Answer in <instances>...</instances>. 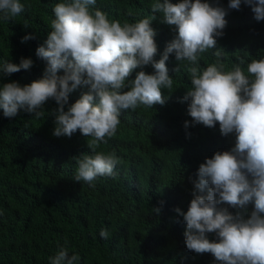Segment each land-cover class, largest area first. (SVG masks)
Returning <instances> with one entry per match:
<instances>
[{"label":"trees","instance_id":"trees-1","mask_svg":"<svg viewBox=\"0 0 264 264\" xmlns=\"http://www.w3.org/2000/svg\"><path fill=\"white\" fill-rule=\"evenodd\" d=\"M19 2L24 11L16 17L5 20L0 13V67L19 64L22 58L33 64L28 70L0 73V87L14 81L24 86L44 77L46 61L36 50L46 46L55 5L66 0ZM154 2L96 0L90 10L99 9L122 25L151 20L154 60L159 61L169 38L178 32L173 26L170 35L172 26L162 22L161 13L151 11ZM201 2L225 9L227 23L216 46L198 54V66L203 70L219 63L227 72L240 65L248 75V63L264 59V20L257 21L244 0L239 9H230V0ZM26 35L35 38L21 42ZM191 66L170 54L166 67L173 88L161 90L165 104L121 110L116 134L105 137L107 143L101 142L96 150L114 153L120 162L112 176L97 177L92 185L73 179L78 169L73 157L91 155L87 144L92 138L79 130L71 138L55 137L53 111L58 105L53 99L43 105L41 117L21 109L8 118L0 109V264H50L61 248L80 257L76 264H221L211 253L187 249V225L175 212L178 207L186 213L193 193L202 194L194 186L200 164L235 147V133L224 136L218 122L210 128L194 123L188 114L190 101L184 97L191 88ZM139 71L155 74L149 64L133 70L128 81ZM63 74L59 70L58 75ZM87 91L88 86H81L70 93L65 111ZM154 207H161V212L156 214ZM218 207L245 219L254 210L253 204ZM102 229L109 233L107 238H101ZM206 237L219 241L215 232Z\"/></svg>","mask_w":264,"mask_h":264},{"label":"clouds","instance_id":"clouds-1","mask_svg":"<svg viewBox=\"0 0 264 264\" xmlns=\"http://www.w3.org/2000/svg\"><path fill=\"white\" fill-rule=\"evenodd\" d=\"M95 3L66 0L55 5L46 46L36 50L37 56L46 61L44 77L24 86L15 81L4 83L0 87L3 115L12 118L23 109L41 117L43 105L53 99L58 105L53 111V135L71 138L79 130L92 138L87 144L92 154L73 157L78 164L73 179L92 185L97 177L112 176L120 162L114 153L96 150L101 142L107 143L105 137L116 134L121 110L165 104L161 90L171 92L173 88L166 61L174 53L177 62L192 65L188 68L191 88L184 99L190 101L187 111L193 122L210 128L218 122L222 135L235 133V147L218 151L200 164L194 186L202 194L193 193L186 213L175 209L187 225L186 247L198 254L211 253L221 264H264V59L248 63V75L240 65L225 72L222 64L213 63L201 70L198 54L216 46V38L223 35L227 23L225 9L201 0L152 3L151 11L161 13L162 22L172 26L170 35L173 26L178 32L175 38H169L159 61L154 60L157 46L151 20L122 25L119 20L110 21L99 9L90 10ZM244 3L251 7L257 21L264 20V0ZM240 4L241 0H230L228 7L239 9ZM23 11L19 0H0L5 20ZM34 38L26 35L21 42ZM215 55L219 57L220 52ZM32 64L31 59L22 58L19 64L5 63L0 73L28 70ZM149 64L155 74L139 71L134 80L128 81L133 70ZM61 69L64 74L58 75ZM178 70L179 66L174 69ZM81 86H88V91L65 111L69 94ZM124 88L129 90L122 92ZM221 204L233 208L253 204L254 210L245 219L218 207ZM154 212L159 214L161 207H154ZM212 232L217 234L218 242L206 237ZM108 235L107 230L100 231L101 238ZM79 259L61 248L50 257V264H76Z\"/></svg>","mask_w":264,"mask_h":264}]
</instances>
